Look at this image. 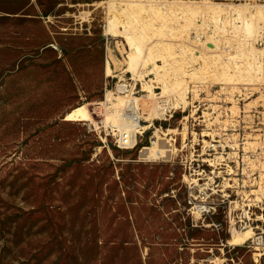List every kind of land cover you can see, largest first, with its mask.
<instances>
[{
	"label": "rangeland",
	"instance_id": "1",
	"mask_svg": "<svg viewBox=\"0 0 264 264\" xmlns=\"http://www.w3.org/2000/svg\"><path fill=\"white\" fill-rule=\"evenodd\" d=\"M124 2L162 15L171 6L186 20L169 31L139 7L118 15ZM230 6L245 15L264 2L0 0V264H264L251 235L229 243L247 230L264 238V80L250 67L264 30L217 22L225 14L233 22ZM143 16L153 25L140 30L144 51L132 70L123 30ZM154 43L163 49L146 63ZM235 49L248 55L244 69L221 74L219 60ZM152 64L184 71L181 85L163 93ZM107 91L121 113L128 102L141 110L132 148L115 144L120 121L109 118ZM169 96L172 116L159 120ZM80 105L92 120H65ZM197 195L209 208L204 220L190 209ZM245 213L250 222L231 223Z\"/></svg>",
	"mask_w": 264,
	"mask_h": 264
},
{
	"label": "bare ground",
	"instance_id": "2",
	"mask_svg": "<svg viewBox=\"0 0 264 264\" xmlns=\"http://www.w3.org/2000/svg\"><path fill=\"white\" fill-rule=\"evenodd\" d=\"M133 2H124L123 4L119 5L118 8H117L118 15L119 14H123V15H126L127 17H130L131 15L134 14L132 12V9L139 7L141 9V11L150 12L151 16H154L156 18H159V17L162 18V20L165 22V25L166 26H170V28L168 27L169 31L174 26V23L177 22L178 20H186V17H185L186 15H184L183 11L180 10V9L173 8V7L170 6L171 9H169L168 14L166 13L165 15H162V8H158V7L156 8V7L152 6V5H146V6L139 5L138 6L137 3H133ZM112 7H113V5H112ZM148 7L151 8V9L149 10ZM220 10H221V8H220ZM223 10H225V9H223ZM115 12H113V13H115ZM224 13H227V12H224ZM231 13H233V15H234V18L232 19L233 22H229L228 18H230V16L228 17V16H226V14L225 15H221V16L218 15V17L216 18V21L220 22V23L229 24V26H231L233 28V31H234V28L239 30V31H241V32L245 29L246 31L252 30L253 32L257 33V35H259V36H260L261 33L263 34L262 30H264V9L261 10V9L254 8L253 11H249V14L245 13V15H244V12L241 11L240 9L236 8L235 6H230L228 14H231ZM118 17L119 16H117V18ZM143 18H145V19H143V22L140 23L138 21L137 22L135 21L136 23L132 24L133 31L128 32L126 30L125 31L123 30V34H125V36H126L127 43L129 44L131 50H133V51H131L132 52L131 53V59L129 61V67H128L129 69H132V70H135L138 67L139 59L141 58V56L143 54V51H144L145 37L142 35V32H141L142 29L141 28L142 27H146L147 25H153L149 21L150 19L149 20L146 19V16H143ZM114 21H112V25L116 26V23ZM177 24L179 25V23H177ZM183 26H181V27H183ZM130 28H131V26H130ZM117 31H119V30H117ZM214 31H215V29H214ZM214 31H213V34L216 33V32L214 33ZM157 32H158V30H157ZM136 35H138V38H136ZM257 35H254V36L256 37ZM197 37H198V39L200 41H202L201 44H204L206 42V39H203V36L200 33H198L194 37V39L197 38ZM209 38H211V42L213 44V46L212 45L211 46L213 48L214 47L216 48V44H217L216 42H217L218 38L217 37L216 38L209 37ZM252 40H254V39H252ZM134 43H135V45H133ZM236 43H239V42L237 41ZM253 44H254V42L251 43L252 50H253V47H254ZM158 46L159 45L157 43H154L148 49V56L146 57V60H145L146 63L152 61L156 57V56H154V52H156V51L158 52L159 51L158 50V48H159ZM167 48L169 49V47H167ZM251 48H250V50L246 51L247 52L246 54L250 55V53L251 54L253 53ZM162 49L163 48H161L160 50H162ZM166 51H168V50H166ZM176 51H178V50H176ZM162 53H165V52L163 51ZM168 53H167V55H168ZM182 53H184V50H183ZM258 53L261 56L260 59H259V64L257 66L251 64L250 67H251V69L253 68L254 73L257 75V77H259L260 80L261 79L264 80V69H263L264 67L261 64V62L264 61V45L262 46L261 50H259V48H258ZM246 54H245L244 51L236 50L233 53H228V55L226 56V58H227L226 62L223 63L221 60H219L221 65L218 66V69H220L219 71H221V74L228 75L229 72H235V71H237L239 69L240 70L244 69L242 61L239 60V58H241L243 55H244L243 58L245 56L247 57L248 55H246ZM162 55L165 57V54H162ZM171 55H174V54H171ZM253 55H254V53H253ZM253 55H251V56H253ZM163 56L161 58H163ZM216 56L218 57V55H216ZM212 57H215V55H212ZM171 58H173V57H171ZM218 58H220V57H218ZM172 60H174V58ZM214 60H216V59H214ZM166 61H167V59H166ZM248 61L249 62H253L250 59ZM173 65H174V63H173ZM109 68L110 67H108V65H107L106 66L107 72L110 71ZM172 69L173 68L167 67L166 65L157 66L156 64H152V68L150 69L151 71H153L155 73V79L162 85L163 93H167L169 91H174L182 83L181 78H182V75L184 74L183 73L184 71L181 72V73H177L176 72V74L174 75V72L172 71ZM139 76H142V74H140ZM123 89L124 88H122V85H120L118 83L117 84V90L119 91V93H124ZM146 89H150V91H151L152 88H150V86H147V84H146ZM147 93L150 94L149 92H147ZM184 93H185V91H183V90H181V92H179L181 97L184 96L183 95ZM106 96L108 97L107 98V100H108L107 101V105L109 104L108 105L109 118L113 119V121H115V122L117 120L120 121V124L117 126L118 130H120V131L121 130H126V131L130 130V131H132V138H131L130 144L134 145L136 143L135 136L137 137V135H135V134L139 130V127L141 126V124H134L131 120L128 119L127 114L125 112L124 113L120 112V109L117 107L118 104L112 103L110 101L111 98H110V92L109 91H107ZM120 101H119V103H120ZM65 120H68V121H91L92 119H91V115H90L88 109L86 108V106L85 105H80V106L74 107L73 109L68 111L65 114ZM163 139H164L163 136L159 135L158 141L154 142V145L152 147V150H153L152 156L155 157V158L159 157L161 152L164 151V147L165 146H164V143H163L164 142ZM250 233H251V231L249 232V230H247L244 233L233 234V236L231 235L232 238L229 241V243L231 242V244H234L236 246L242 245V244H244L246 242V240L252 234V233L251 234Z\"/></svg>",
	"mask_w": 264,
	"mask_h": 264
},
{
	"label": "built area",
	"instance_id": "3",
	"mask_svg": "<svg viewBox=\"0 0 264 264\" xmlns=\"http://www.w3.org/2000/svg\"><path fill=\"white\" fill-rule=\"evenodd\" d=\"M260 1V0H259ZM264 2V0H261ZM173 100L174 97L171 99V97L169 96L168 98L162 99L158 102V107H159V120L163 119L165 120L167 117L172 116V112H173ZM125 113L127 114V117L129 120H131L134 124H141L143 123V119H142V115H141V110L137 108V106L133 107V103H127L124 107ZM115 131V132H113ZM113 133V137L115 140V144L118 148L120 149H128V148H132L136 145L137 140H138V136L141 134V132L136 133L135 135H137V137L135 136L136 139V143L134 144H130L131 138H132V131L128 130H118V129H114L112 128V132ZM199 196H193V200L189 202L190 209L191 212L194 213H198L199 214V218L198 219H203V215L205 212H209V208L206 205V203H202L203 201H198L195 202L197 200ZM202 198V197H200ZM194 209V210H193ZM193 210V211H192ZM251 218L249 217V215L247 213H245L244 215H240V216H235L231 219V223L235 224V223H243V224H247L248 222H250ZM214 225L215 227H218L217 225H215L214 223L211 224ZM252 230V229H251ZM253 245V248L255 249V254L257 255V259L259 260V258H261L264 255V238H263V233L258 232L255 233V231L252 230V234L251 237Z\"/></svg>",
	"mask_w": 264,
	"mask_h": 264
}]
</instances>
